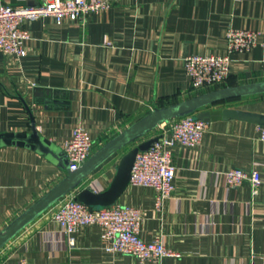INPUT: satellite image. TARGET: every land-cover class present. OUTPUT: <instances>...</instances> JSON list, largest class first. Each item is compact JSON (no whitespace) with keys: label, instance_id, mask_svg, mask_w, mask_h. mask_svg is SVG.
Wrapping results in <instances>:
<instances>
[{"label":"crops","instance_id":"obj_1","mask_svg":"<svg viewBox=\"0 0 264 264\" xmlns=\"http://www.w3.org/2000/svg\"><path fill=\"white\" fill-rule=\"evenodd\" d=\"M38 5L40 0H3ZM23 57L0 50V133H39L64 149L77 128L96 151L155 105L197 92L187 74L191 54L228 52L229 28L258 32L248 52L231 53L229 83L264 80V0H114L82 20L46 16L25 22ZM227 82V84H228ZM38 89V96L34 94ZM58 93L47 94V90ZM264 113V94L216 103ZM162 132L161 127L141 138ZM125 150L101 164L81 187L106 189ZM174 188L161 206L152 186L129 184L117 203L141 211L140 235L174 254L141 260L106 250L103 228L82 226L68 243L47 210L0 248V264H264V140L259 124L208 122L202 140L172 147ZM233 168L258 170L262 183L229 186ZM67 175L46 154L0 147V231ZM77 192V191H76Z\"/></svg>","mask_w":264,"mask_h":264},{"label":"built area","instance_id":"obj_2","mask_svg":"<svg viewBox=\"0 0 264 264\" xmlns=\"http://www.w3.org/2000/svg\"><path fill=\"white\" fill-rule=\"evenodd\" d=\"M114 0H40L38 5L7 3L0 0V50L6 54L23 57L27 54L25 42L31 38L25 22L50 16L58 22L82 20L92 13L111 8ZM258 32L252 29L229 28L228 52L223 55L191 54L185 60L187 74L194 90L207 89L225 82L230 75L231 53L248 52L256 44ZM159 139L147 150L137 154L131 184L152 186L156 189V204L161 206L174 188L175 165L172 147L176 143L198 144L208 127V122L185 115L161 124ZM264 140V126L259 125ZM98 143L83 128H77L64 144L71 171L77 170L96 151ZM229 186H239L249 181L253 192L258 193L261 176L258 170L233 168L225 173ZM47 214L53 216L65 233L68 243L74 244V234L88 224L102 226L106 250L137 256L141 260L173 255L161 240L146 241L140 235L141 211L131 205L115 203L99 209L91 208L76 199L72 191L52 205Z\"/></svg>","mask_w":264,"mask_h":264},{"label":"water","instance_id":"obj_3","mask_svg":"<svg viewBox=\"0 0 264 264\" xmlns=\"http://www.w3.org/2000/svg\"><path fill=\"white\" fill-rule=\"evenodd\" d=\"M38 89L40 88H35L34 92L37 96L39 94ZM51 91L55 94L58 93L57 90L53 91L50 89L46 93L50 95ZM256 94H264V80L221 86L168 105H155L125 130L107 141L75 171L70 170L69 158L65 149L43 137L37 130L33 117L31 131L0 133V147L10 144L33 148L46 154L50 159L55 160L67 170V175L64 178L0 231V248L72 191H77V200L91 208L99 209L117 203L130 184L137 154L140 151L147 150L154 142H157L159 136H153L140 142L141 138L165 122L193 114L195 117L207 122L233 118L252 121L264 126L263 112L240 107L208 108L225 100ZM123 150L125 152L118 162L115 175L106 189L99 191L92 185L81 187L88 176L101 164L115 153Z\"/></svg>","mask_w":264,"mask_h":264},{"label":"trees","instance_id":"obj_4","mask_svg":"<svg viewBox=\"0 0 264 264\" xmlns=\"http://www.w3.org/2000/svg\"><path fill=\"white\" fill-rule=\"evenodd\" d=\"M228 80H229V77H228V79H227L225 82H223V83H221V84H218V85H216V86H214V87L207 88V89L210 90V89L217 88V87H221V86L235 85V84H233V83H229ZM227 82H228V84H227ZM238 98H240V97H238ZM238 98H232V99H229V100H234V99H238ZM225 101H227V100H225ZM173 102H177V101H169V102L160 103V106L168 105V104H171V103H173ZM222 102H223V101H222Z\"/></svg>","mask_w":264,"mask_h":264},{"label":"rangeland","instance_id":"obj_5","mask_svg":"<svg viewBox=\"0 0 264 264\" xmlns=\"http://www.w3.org/2000/svg\"><path fill=\"white\" fill-rule=\"evenodd\" d=\"M198 93H200V92L194 93L193 95H196V94H198ZM193 95H192V96H193ZM48 218H50V219H52V220L55 221V219L53 218L52 214H51V215H48Z\"/></svg>","mask_w":264,"mask_h":264}]
</instances>
